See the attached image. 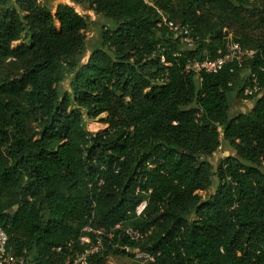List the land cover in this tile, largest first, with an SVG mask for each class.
<instances>
[{"label":"trees","instance_id":"16d2710c","mask_svg":"<svg viewBox=\"0 0 264 264\" xmlns=\"http://www.w3.org/2000/svg\"><path fill=\"white\" fill-rule=\"evenodd\" d=\"M69 1L0 0V226L18 264H72L94 230L103 248L89 264L139 252L145 264H264V0ZM75 5L107 20L84 63L90 16ZM162 13L192 27L193 48ZM233 42L257 54L188 67ZM251 71L262 89L245 95ZM234 94L253 109L233 114ZM103 114L90 132L85 118ZM223 140L233 152L214 167Z\"/></svg>","mask_w":264,"mask_h":264},{"label":"built area","instance_id":"2783aa9c","mask_svg":"<svg viewBox=\"0 0 264 264\" xmlns=\"http://www.w3.org/2000/svg\"><path fill=\"white\" fill-rule=\"evenodd\" d=\"M162 18L164 23L167 25L169 30H171L176 37L180 38L187 47L193 48L198 40V37L194 36L192 27L186 23H181L178 21L168 20L166 15L162 13ZM257 54V50L243 47L238 42H233L229 45L226 52L215 58L206 57L203 60H192L189 62L188 67L194 70L196 73H214L218 72L223 66L229 62H238L240 65L248 59H252ZM262 69V68H261ZM251 81L244 89V94L248 95L260 91L262 87L259 83L258 73L251 71L248 77ZM147 206V200H143L136 207V215L139 216L143 213ZM114 228L122 229L125 234H127L133 241H141L145 238V233L141 232L139 229L133 227L130 224L118 223ZM109 233V237L113 234V229ZM85 229L91 230L90 227ZM96 234V242H91L90 237L82 236L80 237L81 244L85 247L82 251H76L72 264H89L88 257L91 253L102 250L103 248V237L101 236V230H94ZM60 249V248H58ZM136 255L145 256L146 260H153V257L147 252H139ZM135 255V256H136ZM69 258V257H68ZM24 259L21 256L15 255L12 250L8 247V234L6 230L0 226V264H18L23 263ZM69 261V260H68ZM147 263V262H146ZM105 264H115L110 261H106Z\"/></svg>","mask_w":264,"mask_h":264},{"label":"rangeland","instance_id":"374dc122","mask_svg":"<svg viewBox=\"0 0 264 264\" xmlns=\"http://www.w3.org/2000/svg\"><path fill=\"white\" fill-rule=\"evenodd\" d=\"M60 3H70L74 5L69 0H50V5L52 7L53 12L56 11V8ZM74 7L82 15L90 16L89 26L87 29L84 30V34L87 41V51L84 58L82 59V62L84 63L88 60L89 55L94 49V47H97L99 45V31L101 26L107 23V20L95 14V12L88 7H82L80 5H75ZM23 41H26L24 37L18 41H15L12 44V47L16 48ZM61 87L65 89L69 88V78H67L61 83ZM230 100L232 104V113L235 115L240 112H250L253 109L255 103L254 98L240 97L235 94L230 97ZM104 117L105 115L103 114L95 119L85 118L86 128L93 133L104 129L106 125L101 122L102 118ZM232 152V148L227 142L223 140L221 147L209 157V160L212 162L214 167H216L223 157L230 155ZM261 170L264 173V163L261 166ZM217 186L218 178L217 176H214L210 188L207 190L199 191V194L202 196V199H206L207 197L213 195L216 191ZM107 261L113 262L115 264H145L147 262L145 256L136 255L135 257H129L123 254L114 253H110L109 255H107Z\"/></svg>","mask_w":264,"mask_h":264}]
</instances>
